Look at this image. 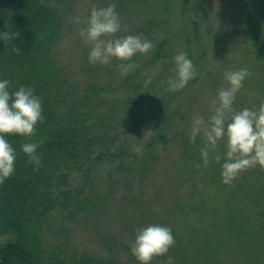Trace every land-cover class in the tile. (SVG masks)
<instances>
[{
    "label": "trees",
    "instance_id": "1",
    "mask_svg": "<svg viewBox=\"0 0 264 264\" xmlns=\"http://www.w3.org/2000/svg\"><path fill=\"white\" fill-rule=\"evenodd\" d=\"M65 1L0 0V32L10 33L7 42L0 39V80L10 81V92L20 86L33 88L42 100L44 116L31 138L40 144L38 171L21 149L29 138L6 136L18 155L14 174L0 185V264H128L110 256L114 241L106 244L105 254L76 255L67 254L55 240L57 234L65 236L66 217L75 219L94 212L102 185L111 191L115 183L122 182L128 190L146 171L147 161L141 165V152L133 144L137 133L139 137L147 134L143 152L153 163L161 149L178 145L186 161L195 164L192 171H204L199 189L208 185L206 177L215 188L203 201H190L189 194L199 185H191L187 176L178 179L176 184L184 195L161 224L172 229L175 245L165 256L154 257V262L166 263L171 256L174 264H264V172L248 177L246 170L225 184L221 173L226 144L205 166L200 151L205 144L197 137L192 142L184 133L178 134V125L166 114V92H157L151 102L144 96L138 106L116 111L111 117L102 116L97 105L102 96L96 87L77 93L56 62L54 48L63 27ZM158 1L160 14L146 28L155 45L149 65L167 64L173 49L164 30L168 8L175 0ZM159 15L166 20H158ZM241 26L264 50V36L251 12ZM248 185L254 196L236 201L237 192L246 193ZM123 226L129 227L131 222ZM221 251L230 256L228 262L220 259ZM129 256L131 264H140L131 251Z\"/></svg>",
    "mask_w": 264,
    "mask_h": 264
},
{
    "label": "rangeland",
    "instance_id": "2",
    "mask_svg": "<svg viewBox=\"0 0 264 264\" xmlns=\"http://www.w3.org/2000/svg\"><path fill=\"white\" fill-rule=\"evenodd\" d=\"M111 4H115L122 22V31L117 36L142 34L149 40L146 28H149L148 24H154L153 16L160 14L158 0H68L63 5V27L54 48L57 65L77 93H82L88 86L96 87L102 96V100L97 102L102 116L111 117L116 111L121 112L135 104L138 106L144 96L151 102V97L157 92H166V114L178 125V134L184 133V138L190 139L193 117L201 116L207 120L212 114L210 107L217 101L218 90L229 86L225 72L241 68H248L252 75L246 78L236 94L234 110L245 107L258 109L264 103V50L248 37L241 26L246 15L251 12L260 25L261 36H264V0H175L168 8V26L164 30L173 46L167 64L159 62L149 65V52L138 53L132 61L113 58L106 66L93 65L88 60L89 47L79 35L85 25L75 23L74 17L79 16L82 21H86L93 6L107 7ZM158 20L166 19L159 15ZM178 52L187 53L198 75L185 88L173 92L167 90V81L176 75L173 58ZM129 62L137 63L139 67L127 75H121L118 65ZM149 78L151 83L145 85ZM67 100L71 102L73 99ZM146 135L139 137L137 133L133 137V144L137 145L143 158L141 165L144 159L148 164L144 168L146 171L139 175V180L129 185L128 190L122 182L115 183L111 191L102 185L98 189L101 198L97 200L92 214L79 215L75 219L65 218L66 227H62L67 229L65 236L57 234L55 241L61 242L59 245L67 254H105L106 244L114 241V253L110 256L131 264L129 251L137 229L152 224L161 225L170 216L173 204L184 195V191L178 189L176 184L179 178L185 177L186 180L190 177L191 185H199L197 190L189 194L190 201H203L214 192V184L207 177L204 182L208 185L199 189L204 171L201 174L199 170L192 171L195 164L186 161L178 145L161 149L156 153L153 163L149 154L143 152L147 143ZM197 138L206 145L202 135ZM226 139L218 142L215 151L210 152L209 159L225 146ZM248 171V177H251L264 172V168L257 165ZM79 178L82 179L81 176ZM253 196L248 185L246 193L237 192L236 201ZM212 214L209 211V215ZM129 222L131 226H123V223ZM219 257L228 262L230 256L227 253L222 255L221 251ZM151 262L166 264L161 260L154 262V258Z\"/></svg>",
    "mask_w": 264,
    "mask_h": 264
},
{
    "label": "clouds",
    "instance_id": "3",
    "mask_svg": "<svg viewBox=\"0 0 264 264\" xmlns=\"http://www.w3.org/2000/svg\"><path fill=\"white\" fill-rule=\"evenodd\" d=\"M74 22L85 25L79 35L89 47L88 60L93 65L106 66L113 58L132 61L138 53L147 54L155 47L142 34L116 35L122 31V22L115 4L93 6L86 21L76 16ZM0 39L7 42L10 33L0 32ZM173 59L176 75L168 79L167 90L175 92L195 79L198 71L185 52H178ZM118 67L121 75H127L139 65L129 62L121 63ZM251 75L248 68L226 71L225 79L229 86L218 90L217 101L209 109L212 113L210 117L205 120L195 116L192 120V142L198 135L206 140L205 147L200 149L205 166L209 162L210 152L215 151L219 141L227 138L221 173L225 184H231L242 172L257 165L264 168V103L258 109L245 107L235 111L233 108L236 94ZM149 83L151 78L145 81V85ZM9 85L7 79L0 80V185L14 174L18 155L6 139L8 135L28 137L29 142L22 144L21 149L28 162L35 165L34 171H38L41 165V156L37 151L40 144L31 138L36 135L37 125L44 122L42 100L34 94L33 88L20 86L18 90L10 92ZM215 159L219 162L221 157L217 155ZM174 245L175 238L170 227L152 224L137 229L131 252L140 264H151L154 257L165 256ZM166 264H174L171 256H168Z\"/></svg>",
    "mask_w": 264,
    "mask_h": 264
}]
</instances>
